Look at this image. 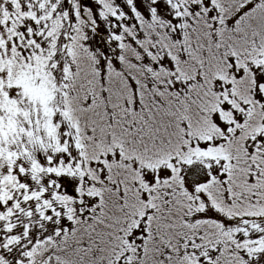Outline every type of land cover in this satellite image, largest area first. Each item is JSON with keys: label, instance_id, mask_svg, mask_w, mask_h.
<instances>
[{"label": "trees", "instance_id": "1", "mask_svg": "<svg viewBox=\"0 0 264 264\" xmlns=\"http://www.w3.org/2000/svg\"><path fill=\"white\" fill-rule=\"evenodd\" d=\"M126 1L129 10L118 0L58 1L45 55L22 61L17 45L18 58L1 64L0 143L16 148L3 158L29 157L39 179L30 203L26 179L4 180L0 233H18L2 245L20 253L33 233L18 264H249L253 242L238 229L264 221V106L252 109L264 0H169L172 21ZM27 111L30 123L40 114L36 161L22 139ZM229 135L211 188L145 180ZM15 261L0 253V264Z\"/></svg>", "mask_w": 264, "mask_h": 264}, {"label": "rangeland", "instance_id": "2", "mask_svg": "<svg viewBox=\"0 0 264 264\" xmlns=\"http://www.w3.org/2000/svg\"><path fill=\"white\" fill-rule=\"evenodd\" d=\"M58 1L60 0H0V66L3 62L9 60L10 57L13 56L14 51L15 56L18 58L19 50L17 45L22 46V50L19 51V56L21 58L20 60L22 61L37 62L42 55H45L47 52L45 46L48 45V41L44 39V32L50 28H53L54 24H60L58 22L55 23L54 21V11L58 7ZM84 1L85 0H82V3ZM89 1L93 3V0ZM136 2L139 10H143L145 12L146 7L152 4V6L157 9L158 13L162 14L170 21L174 19V9L169 0H136ZM118 3L121 7H123V9L126 8L125 10L130 9L126 0H118ZM62 5L63 3L61 2L58 12L61 8H63ZM16 10L18 13V21L12 26L10 22L12 21L11 12ZM8 16L10 18H8ZM97 22L100 23V20L97 19ZM113 22H115L113 17L107 18L105 21L108 28L111 26L115 28ZM10 29H12V34H10ZM11 35L13 37H11ZM0 73H3V70H0ZM255 78L256 100L254 99L252 101L253 104H255L252 109L264 106V65H260L256 69ZM18 80L26 81L24 78H19ZM16 104L29 106L28 101L24 103L20 98H18V103ZM25 109L28 108H24V110ZM39 117L40 114L36 117V122L30 123L29 112L27 111L26 114H22L20 118V125L22 126V139H24L25 143L30 148L32 156H34L31 158L34 161L38 159L36 148L39 149L42 146L45 147L43 144L38 143V134L40 132ZM44 123L45 121L42 124V130ZM222 128L224 134L229 133L226 127L222 126ZM229 136L231 137L229 140L225 139L220 141L212 139L210 140V143L206 144L205 146H196V148H194L193 154L188 156L185 164L171 161L157 169L144 172L145 180L152 184H159L170 180L175 176L184 178V181L189 187L195 186L205 189L211 188L215 178L220 177V175L226 170L223 164V159L225 158L222 156L224 153L231 151L233 135ZM44 139L46 143L45 136ZM1 143L0 147H2L3 151L0 150V193L2 196L8 193L6 190L7 188L3 187L2 185L6 178H10L11 176L14 177L15 174L17 179L18 177L20 180L26 179L24 180V183H27L28 186L35 191L28 203L36 200L37 187L35 184L39 181V179L34 175L35 173L31 168V160L29 161V157L26 158L20 153L19 158H16V160L13 161V164H9L7 160H4L3 154L5 151L15 150V145L12 141L7 140L9 147L8 149L3 142ZM43 153L44 151H42V154ZM9 183L12 189L16 187V185H14L12 182L9 181ZM4 208H9V206H0V215L2 214ZM16 220L18 219L16 218ZM257 226V224L254 225V227L248 225L239 226L238 229V231L242 233V236L244 237L243 241L246 244L253 242V244L248 247L250 250L249 264H264V249L261 248L262 243H260L264 242V221L262 229L256 230ZM2 233L3 232L0 233V253L4 257L16 259L14 264H18V254H20V257L22 254H25L30 248L31 243L34 241L33 233L31 232L29 234L30 237L28 239H30V241L27 242L24 248L20 249V253H18V249L20 248L19 246H15L12 249L11 245L8 247H4L2 245L4 244V241L7 237L16 240L18 231L16 232L15 229L14 233L3 235ZM246 233L248 234L247 236H245ZM20 243H22V241H20ZM14 250L17 251L16 254H14Z\"/></svg>", "mask_w": 264, "mask_h": 264}]
</instances>
